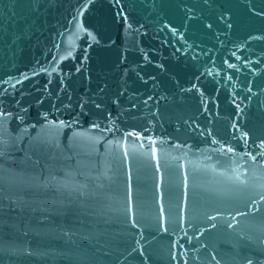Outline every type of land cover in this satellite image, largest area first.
<instances>
[{
    "label": "water",
    "instance_id": "95a60500",
    "mask_svg": "<svg viewBox=\"0 0 264 264\" xmlns=\"http://www.w3.org/2000/svg\"><path fill=\"white\" fill-rule=\"evenodd\" d=\"M0 264H264V0H0Z\"/></svg>",
    "mask_w": 264,
    "mask_h": 264
}]
</instances>
